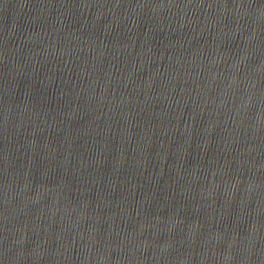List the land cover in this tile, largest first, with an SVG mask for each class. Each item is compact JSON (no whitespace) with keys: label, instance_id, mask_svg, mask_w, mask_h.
<instances>
[{"label":"water","instance_id":"obj_1","mask_svg":"<svg viewBox=\"0 0 264 264\" xmlns=\"http://www.w3.org/2000/svg\"><path fill=\"white\" fill-rule=\"evenodd\" d=\"M0 264H264V0H0Z\"/></svg>","mask_w":264,"mask_h":264}]
</instances>
